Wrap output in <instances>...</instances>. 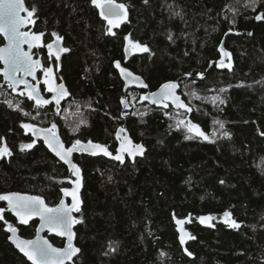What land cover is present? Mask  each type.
I'll list each match as a JSON object with an SVG mask.
<instances>
[{"label":"trees","instance_id":"trees-1","mask_svg":"<svg viewBox=\"0 0 264 264\" xmlns=\"http://www.w3.org/2000/svg\"><path fill=\"white\" fill-rule=\"evenodd\" d=\"M115 1L125 5L127 19L110 33L91 0H26L36 8L34 30L47 43L55 32L69 50L57 74L71 98L60 114L37 115L0 76V146L11 151L0 157V194H37L55 206L74 179L42 141L21 150L34 141L22 124L53 122L66 146L91 140L111 152L117 128L124 127L146 148L135 161L74 154L83 172V205L75 228L80 253L72 264H264V20L255 19L264 13V0L254 6L251 0ZM125 37L149 51L127 57ZM222 42L231 67L220 69ZM116 60L142 76L149 91L178 80L192 120L211 137L182 132L176 124L186 114L149 105L140 99L145 91L124 93ZM6 101L19 103L22 111ZM0 209V264H30L8 241L7 224L32 238L37 221L22 226L4 203ZM174 216L192 217L187 253ZM200 217L212 219L201 223ZM49 239L64 245L63 239ZM110 242L117 245L112 254Z\"/></svg>","mask_w":264,"mask_h":264},{"label":"snow or ice","instance_id":"snow-or-ice-1","mask_svg":"<svg viewBox=\"0 0 264 264\" xmlns=\"http://www.w3.org/2000/svg\"><path fill=\"white\" fill-rule=\"evenodd\" d=\"M92 4L100 9V15L107 20L109 24L108 32H112L113 27H118L119 23L127 19V12L125 5L116 4L115 0H91ZM258 0H251V4L254 6ZM235 12V9H231ZM36 12V8L33 6L31 9L25 6L24 0H0V34H3L4 38L7 40V44L4 47H0V61L3 62L4 68L0 69L4 80L7 83V86L13 91H18L20 95H27V98L34 100L36 106L48 105L53 102L57 106L60 105L62 99L68 95L67 90L64 88V85L61 84L58 87H53L51 79H45L44 83L48 85L47 91L54 93L51 100L45 99L38 87L33 85L25 77L32 76L35 79L36 69L40 67V61L34 60L31 54V49L35 46H38L41 42L43 33L36 34L30 33L28 31H22V27L26 24L34 23L33 16ZM21 13H26L22 15ZM179 15V13H177ZM256 20H264V13L256 15ZM231 23H235L234 19ZM114 34V33H113ZM251 35V33H249ZM52 36L55 37L51 43L47 44V49L49 56L51 57L55 50L56 59H60V53L69 51L66 48L60 47V41L62 37L58 36L55 32L52 33ZM171 39V37H169ZM128 41V44L125 47V52L127 53L129 47L135 51L139 52H148L149 49L146 45H141L139 42H133L129 37H125ZM28 45V50H24L23 45ZM220 51L224 56H230L229 53L224 52L221 45ZM116 67L120 69L122 75L126 78L132 77L134 79H139V77H133L132 73L128 72L126 69L120 66V62L117 61ZM220 67H231L230 64L225 65L223 62L219 64ZM44 73L46 77H51L52 69L45 68ZM187 75H191L190 73ZM202 76L203 74H198ZM23 85V90L19 89V86ZM147 87V85H143ZM175 82H167L161 85L159 92L150 93L147 96L140 97L141 100H151L152 103L163 104L165 108L168 107V104L165 101L171 100L177 108H184L187 111H191V108L186 105L179 96L175 94V89L177 88ZM223 91V89L221 90ZM195 96V93H192ZM198 98V97H197ZM218 99V97H213V101ZM9 107H15L19 110V103L13 105L12 101H6ZM123 102V101H122ZM60 109L57 108V113ZM39 113H37L38 115ZM25 116L30 115L29 113H24ZM35 118V117H34ZM86 123V121L81 120L80 124ZM219 125L220 129L224 128L223 122L215 121ZM176 126L179 128L183 126L187 129L188 133H194L196 136L203 137L207 140L209 137L201 130L199 125L189 121L178 120ZM22 127L25 130L33 132V135H36L38 132L42 131L45 133L44 140L48 144V147L55 153L60 160L68 164L72 174L76 176V180L73 183L76 185V188L69 191L65 188L62 191L66 195H71L72 204L68 206L64 203L63 200L60 201V204L57 207H48L43 199L38 196H21L17 193H9L5 195H0V200L7 201L9 208L13 211L17 217H19L21 223L27 224L33 215H38L42 221V226H47L50 230L57 231L61 236H67L68 244L64 249L53 248L47 240H43L39 236L35 240H18L16 239L17 229L12 224H7V231L12 233L10 239H13L16 247L24 253L27 258L32 261V264H65L66 260H71L72 256L75 255L79 249L74 248L72 245L73 233L71 231L72 225L78 221L71 215L73 210H80V201L77 196V192L80 186V169L77 165L73 164L70 156L74 151H90L93 150V154H96L94 150L103 152L104 155L112 156V153L108 151L106 146L95 144L91 140L85 145L80 140H75L71 147L65 148L63 143L56 136L55 129L56 124L53 123L49 129H36V126L30 123L22 124ZM79 127V124L76 125ZM124 129H120L117 133V138L119 139V133L123 132ZM224 136H228L229 133L224 131L222 133ZM185 138H192V136H186ZM32 143L21 144V150L31 149L33 147ZM128 145H131V141H128ZM127 152L131 156H135L137 153L143 154V146H126L124 143L121 144V147L117 150V154L113 157L115 160L124 162V157L122 153ZM11 155L10 149L6 144L0 146V157ZM223 183V181H221ZM3 209H0V220H3ZM225 217H229L230 213L225 212ZM201 223L211 220L212 217H200ZM178 224H182L183 221H177ZM225 223H230V226L233 228H239L235 220H225ZM194 238V237H189ZM181 243H184V236H181ZM109 250L115 251L116 244L114 242L109 243ZM191 255V253H188Z\"/></svg>","mask_w":264,"mask_h":264},{"label":"water","instance_id":"water-1","mask_svg":"<svg viewBox=\"0 0 264 264\" xmlns=\"http://www.w3.org/2000/svg\"><path fill=\"white\" fill-rule=\"evenodd\" d=\"M24 2H25V6L27 7V5H26V0H24ZM115 3H116V4H119V3L116 2V1H115ZM21 14H22V15H26V13H21ZM21 30H22V31H28V32H30V33H36V34H40V33H41V32H35V31L33 30V27L31 26V23H30V24H26L25 26H23ZM0 36H1L2 39H3V43L0 44V47H4L8 42H7V40L4 38L3 34H0ZM221 45H222V47H223L224 52H227V53H228V51L224 48L223 42L221 43ZM221 45H220V48H221ZM43 46H44V33H43V36H42V38H41V42H40V44H39L38 46H35V47H33V48L31 49V54H32L33 59H34V60H39L41 66L38 67V68L36 69L35 79H33L32 76H27V77H25L28 81H30L33 85H36L37 87H38V84H39V83H38V72L42 70V68H43V62H42V60H41L40 58H35V57H34L33 51H34V49H35L36 47H43ZM60 47L64 48V41H63V40L60 41ZM23 48H24V50L27 51V50H28V45H27V44L23 45ZM53 54H55V50H54V53H53ZM130 54H131V51H130V48H129L128 52L126 53V56L129 57ZM63 55H64V52L60 53V59L58 60L59 62H61ZM229 60H230V56H224V55H223L222 60H220V61L217 63V67L220 68V69L225 68V67H220L219 64H220L221 62H223L225 65H227V62H228ZM117 61H118V60L114 61L113 65H114V68L117 70V72H118V74H119V76H120V78H121V80H122V82H123V92H124V93H127L129 89H137V90H143V91H145V92L143 93V96H147V95H149L150 93H156V92H159V90H160V88H161V85H163V84H165V83H167V82H175V83L178 85L177 88L175 89V94H176L177 96H179L180 99H181L186 105H188L187 102L184 100V98L182 97V95H181V93H180V84H179V81H178V80H170V81L164 82V83L161 84L157 89H155V90H153V91H149V90H148V85H147V83L145 82V80L143 79V77L140 76V75H138V74H136V73H134L132 70H130L129 68H127L124 64H122V63L119 61V62H120V66H121L122 68H124V69H126L128 72L132 73V76H133V77H139V79L137 80V79H134V78H132V77H128V78H126L124 75H122L121 72H120V69L116 67V63H115V62H117ZM3 68H4V64H3L2 61H0V69H3ZM0 76H1V78H2V81H3L4 83H6V81H5L4 78H3L2 73H0ZM6 84H7V83H6ZM61 84L64 85V88L67 90L68 95L65 96L64 99L61 100L60 104H61L63 101L67 100V99L70 97L69 90L66 88V86H65L64 83H60V84H58L57 87H58L59 85H61ZM145 84L147 85V87H144V86H143V85H145ZM7 87H8V86H7ZM20 88H21V90H23V85H20V86H19V89H20ZM8 89L11 90V92H12L14 95H20V94H19V90H18V91H13V90H12L11 88H9V87H8ZM39 91H40V89H39ZM122 101H123V102H122V106H123L124 110H128V109H129V103H128V100L126 99V97H124ZM145 101H146L149 105L154 106V107L159 108V109H167L168 107H171V108L174 109L175 111H182V112H184V113L186 114V117L183 119L184 121L187 122V121L190 120L192 123L199 125L198 123H196V122H194V121L192 120V118H191L192 108H191L189 105H188V107L191 108V111H187V110L184 109V108H177V107L175 106V104L172 103L171 100L165 101V103L168 104V107H167V108H165V107L163 106V104H160V103H152L151 100H145ZM199 127H200L201 130H202V127H201L200 125H199ZM49 128H50V127H49ZM49 128L36 126V129H37V130H39V129H49ZM120 129H124V131L119 133V143H118L117 150L121 147V144H122V143H124L126 146H129V147H131V146H135V145H142V146H143V154H142V155L139 154V153H137L135 156H131V155H129L127 152L122 153L123 157L127 156L131 161H135L137 158L142 157V156L144 155L145 151H146L145 146H144L141 142H138V143L135 142V141L131 138V136L129 135V132H128V130H127L126 128L120 127V128L118 129V132H119ZM202 131H203V130H202ZM118 132H117V133H118ZM30 133H31V135H32V137H33V139H34L35 141H42V143L44 144V146L46 147V149L49 150V151L53 154V156H54L56 159H58L61 163L65 164V165L67 166V168L69 169V171L72 173V171L70 170L68 164H66L64 161L60 160L59 157H57V156L55 155V153H54V152L48 147V144L45 143V140H44V135H45V133H44V132L40 131V132H38L36 135H33V132H32V131H30ZM55 133H56V136L59 138V140L63 143V145H64L65 148L71 147L72 144H71L70 146H66V144L62 141V139H61V137H60V135H59V133H58V131H57V128L55 129ZM192 134H194V133H192ZM194 135H195V134H194ZM128 141H131V145H128ZM87 142H88V141H87ZM87 142L82 141V143H84L85 145L87 144ZM92 142H93V141H92ZM93 143L103 145V144L98 143V142H93ZM103 146H105V145H103ZM107 149H108V148H107ZM94 151L96 152V154H93V150H90V151H74V152L71 154L70 159H71L72 163L75 164V165H77L78 167H79V165H78V164L75 162V160H74V154H75V153H81V152H83V153H85V154H88V155H93V156H105V157H107V158H109V159H111V160L117 161V160H115V159L113 158V157L117 154V152H116V154H113V153L108 149V151L112 153V156H107V155H104L103 152H100V151H98V150H94ZM117 162H120V161H117ZM79 169H80V186H79V189H78V192H77V196H78V199H79V201H80V206H79V207H80V209H81V207H82V205H83L82 194H81V193H82V189H83V172H82V170H81L80 167H79ZM72 176H73V178H74L73 181H75V180H76V176L73 175V174H72ZM73 181L71 182V186L67 188V189H69V191H71V190H73L74 188H76V185L73 183ZM64 189H65V188H64ZM62 190H63V189H62ZM9 193H17V194H20L21 196H34V197H35V196H38V197H41V198L43 199V201L45 202V204H46L48 207H52V208L57 207V206L60 204V201H61V200H63L64 203H65L66 205H68V206H71V204H72V197H71V195H66L63 191H62V196H61L60 201H59L55 206H49V205L46 203L45 199H44L42 196L37 195V194L22 193V192H15V191H14V192H6V193L0 194V195H5V194H9ZM0 202L5 204V206H6V210H7V211H8V212H9V213H10V214H11V215L17 220V222H18L20 225H22V226H28V225H30L31 222H33V221H37L36 233H35L34 237H32V238H25V237L21 236V235H20V232H19V229H18L17 227H15V228L17 229V231H16V237H15L16 239H18V240H35V239L37 238V236H39V237L42 238L43 240H47L48 243H49L53 248L64 249V248L67 246V244H68V238H67V236H61V235L58 234L57 231L50 230L47 226H42V221H41V219H40V217H39L38 215H33V216L31 217V219L28 221L27 224L21 223L19 217H17L16 214H15L13 211H11V209L9 208L7 201L0 200ZM77 212H78V211L73 210V212L71 213V215H72L76 220H77V217H76V213H77ZM191 218H192L191 216H187V217L182 218V219H179V218H177L176 216L173 217V221H174V224H175V227H176V232H177V235H178V241H179V243L182 245V247H183V249H184V251H185L186 253H187L186 245H187V244L193 239V238H189V237H193V236H192V234H191V231L187 228V224H189V223L191 222ZM178 220H179V221H183V223H182V224H178V223H177ZM76 226H77V223L73 224V225H72V229H71L72 233L74 234V235H73V238H72V245H73L74 248L79 249V251H78L75 255L72 256V259H71V260H66V261H65V264H72V263L74 262L75 258H76V257L79 255V253H80V248H79V247L77 246V244H76V232H75V228H76ZM182 235L184 236V243H181V239H180V238H181ZM11 236H12V233L9 232L8 241L13 245V247L15 248V250H17V251H18L23 257H25V259H26L30 264H32V261H30V260L27 258V256H25L24 253H22V252L19 250V248L16 247V244H15L14 240H13V239H10ZM51 236H54V237H57V238L63 239V240H64V245H63V246H60V247L54 245V244L50 241V239H49V237H51Z\"/></svg>","mask_w":264,"mask_h":264},{"label":"flooded vegetation","instance_id":"flooded-vegetation-1","mask_svg":"<svg viewBox=\"0 0 264 264\" xmlns=\"http://www.w3.org/2000/svg\"><path fill=\"white\" fill-rule=\"evenodd\" d=\"M103 17V16H102ZM33 19V18H32ZM107 21V20H106ZM108 23V22H107ZM31 26H32V23H31ZM33 27V26H32ZM33 30H34V28H33ZM35 31V30H34ZM35 32H37V31H35ZM42 33V32H41ZM53 40H55V38L53 39ZM52 40V41H53ZM51 41V42H52ZM51 42H49V43H51ZM47 42L45 41V35H44V46L43 47H36L35 49H34V51H33V54H34V57L35 58H40L41 60H42V62H43V68H42V70L41 71H39L38 72V89H40V93H41V95L45 98V99H49V100H51V98H52V96L54 95V93H52V92H49V91H47V88H48V85L47 84H45L44 83V80L47 78V79H51V81H52V85H53V87H57V85L58 84H60V83H64V81H62L60 78H59V76H58V66L59 65H61V63H62V60H61V62H59L57 59H56V56H55V54H53L51 57L49 56V53H48V49H47ZM64 48H66L65 47V44H64ZM64 54H65V52H64ZM64 56V55H63ZM63 58V57H62ZM45 68H51L52 69V75H51V77H46L45 76V73H44V69ZM2 84H4L5 85V87L7 88V90L13 95V96H16V97H19V98H21V99H26L29 103H31L32 104V106H33V108L35 109V110H37L38 111V113L40 114V112L41 111H51V112H53V114H54V116L55 115H58V114H60L61 112H62V110H63V108H64V106L65 105H67L68 104V102L67 101H69V99L71 98V92H70V90L68 89V87L66 86V88L69 90V93H70V97L67 99V100H65V101H63L59 106H57L56 104H55V102H53V103H51V104H48V105H43V106H36V104H35V101L34 100H30V99H28L27 98V95H14L12 92H11V90H9L8 89V87H7V84L6 83H4V82H2ZM65 84V83H64ZM20 90H21V88H20ZM143 96V95H142ZM59 107V109H60V111H59V113H57V108ZM42 113V112H41ZM184 113V112H183ZM186 117V116H185ZM49 124H48V126H44L45 128H49V127H51V125L53 124V122H48ZM36 126V125H35ZM120 127H118L117 128V130H116V132H115V139H116V141H117V146H116V149H115V151L114 152H112L113 154H116V152H117V147H118V143H119V139L117 138V132H118V129H119ZM124 128V127H123ZM28 132H30L29 130H27ZM57 131H58V129H57ZM204 132V131H203ZM58 133H59V131H58ZM34 140V139H33ZM35 141V140H34ZM35 142H37V141H35ZM126 159H129L127 156H125L124 157V160H126Z\"/></svg>","mask_w":264,"mask_h":264},{"label":"rangeland","instance_id":"rangeland-1","mask_svg":"<svg viewBox=\"0 0 264 264\" xmlns=\"http://www.w3.org/2000/svg\"><path fill=\"white\" fill-rule=\"evenodd\" d=\"M130 48V47H129ZM130 51H132V52H138L139 53V51H135V50H133V49H131L130 48ZM65 111H67V110H65ZM185 118V116L182 118V120ZM179 129L182 131V132H185V131H187V129L186 128H184L183 126H181V127H179ZM208 137H211V136H208ZM117 246V245H116ZM109 252L112 254L114 251H110L109 250Z\"/></svg>","mask_w":264,"mask_h":264}]
</instances>
